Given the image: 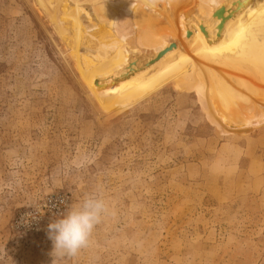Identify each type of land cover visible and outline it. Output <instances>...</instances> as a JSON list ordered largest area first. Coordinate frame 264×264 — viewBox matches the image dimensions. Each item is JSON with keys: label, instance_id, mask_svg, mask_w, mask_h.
Segmentation results:
<instances>
[{"label": "rangeland", "instance_id": "374dc122", "mask_svg": "<svg viewBox=\"0 0 264 264\" xmlns=\"http://www.w3.org/2000/svg\"><path fill=\"white\" fill-rule=\"evenodd\" d=\"M156 22L79 54L0 0V264H52L48 225L92 193L60 264H264V0L186 40Z\"/></svg>", "mask_w": 264, "mask_h": 264}, {"label": "bare ground", "instance_id": "6f19581e", "mask_svg": "<svg viewBox=\"0 0 264 264\" xmlns=\"http://www.w3.org/2000/svg\"><path fill=\"white\" fill-rule=\"evenodd\" d=\"M246 1L157 0L154 8L147 9L143 0H36L49 12L69 50L79 54L117 41L154 18L159 20L153 26L157 40L164 44L186 40Z\"/></svg>", "mask_w": 264, "mask_h": 264}, {"label": "clouds", "instance_id": "9594fccd", "mask_svg": "<svg viewBox=\"0 0 264 264\" xmlns=\"http://www.w3.org/2000/svg\"><path fill=\"white\" fill-rule=\"evenodd\" d=\"M157 0H143L144 7L154 8ZM108 211L107 204L99 193L87 195L72 206L59 219L48 225V237L52 241V264H60L65 257H76L89 247L95 227Z\"/></svg>", "mask_w": 264, "mask_h": 264}]
</instances>
